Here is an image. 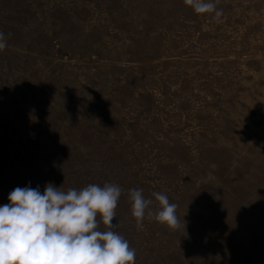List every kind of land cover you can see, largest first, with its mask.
I'll list each match as a JSON object with an SVG mask.
<instances>
[{"label": "rangeland", "instance_id": "obj_1", "mask_svg": "<svg viewBox=\"0 0 264 264\" xmlns=\"http://www.w3.org/2000/svg\"><path fill=\"white\" fill-rule=\"evenodd\" d=\"M213 2L219 18L184 0H0V205L116 184L135 264H264V0ZM129 189L153 212L167 195L181 227H138Z\"/></svg>", "mask_w": 264, "mask_h": 264}, {"label": "clouds", "instance_id": "obj_2", "mask_svg": "<svg viewBox=\"0 0 264 264\" xmlns=\"http://www.w3.org/2000/svg\"><path fill=\"white\" fill-rule=\"evenodd\" d=\"M184 3L197 14L214 13L215 18L222 15L213 0ZM6 47V36L0 32V51ZM142 192L128 191L131 214L138 227L146 214L170 229L181 227L178 206L170 203L167 195L152 193L159 205L153 212L149 208L152 200ZM121 193L118 185L109 183L66 191L47 183L43 193L39 187L14 188L8 194L9 202L0 205V264H135V249L113 231Z\"/></svg>", "mask_w": 264, "mask_h": 264}]
</instances>
